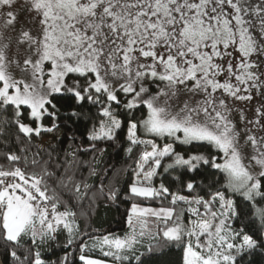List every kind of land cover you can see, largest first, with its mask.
Returning <instances> with one entry per match:
<instances>
[{
    "label": "snow or ice",
    "instance_id": "6c2138e0",
    "mask_svg": "<svg viewBox=\"0 0 264 264\" xmlns=\"http://www.w3.org/2000/svg\"><path fill=\"white\" fill-rule=\"evenodd\" d=\"M9 109L11 120L0 125H15L29 140L59 128L57 120H87L88 150L119 144L125 129L126 154L140 152L126 193L115 173L97 187L113 205L132 201L130 231L85 233L75 253L77 213L57 210L45 179L54 173L0 166L5 264H149L171 248L181 250V264H246L264 255V0H0V112ZM24 109L36 127L22 121ZM205 146L207 154L198 150ZM5 155L17 165L22 159ZM70 168L58 183L88 197L91 186L76 183ZM209 169L219 179L206 185L197 177ZM165 174L178 191L165 186ZM137 198L168 199L172 207L142 206ZM61 231L64 254L43 256L40 246ZM22 237L32 246L18 253Z\"/></svg>",
    "mask_w": 264,
    "mask_h": 264
},
{
    "label": "trees",
    "instance_id": "16d2710c",
    "mask_svg": "<svg viewBox=\"0 0 264 264\" xmlns=\"http://www.w3.org/2000/svg\"><path fill=\"white\" fill-rule=\"evenodd\" d=\"M63 110V109H62ZM24 116L21 118L24 123H32L33 121L28 116V110L24 109ZM144 109L137 111V117H142L145 114ZM12 112L9 109L6 113L0 112V120H11ZM56 123L60 125L59 128L54 129L51 132L42 131L39 136L33 135L31 139L24 137L19 133L15 125H0V129H3L4 134L0 135V166L4 169H11L14 166L21 167L26 173L43 174V171L47 169L48 172L54 173L53 176H46L45 179L48 184L49 195L55 192L56 197L59 200L58 211H63L65 206L71 211L77 213L76 223L79 225V232L76 234V243L72 246V251L75 253L76 244L80 242L81 235L87 233L90 236L100 235H117L124 236L130 230L126 223L125 213L130 207L132 201H117V205L109 203L106 198L97 192V187L102 180L111 179L113 173L117 180L116 186L122 193L127 192V187L131 183L132 169L135 167L136 159L139 155L140 148L134 149L131 156H128L125 152L127 147V141L125 139L126 130L122 129L120 134V143L122 148L116 151L109 144H101L105 149L103 152L88 150L89 142L86 139L90 124L87 120L79 121L75 124L68 122L66 125L63 120H57ZM36 124V122H34ZM45 127H52L53 121L45 118L43 121ZM75 134V140L70 137ZM144 138L156 139L157 143H171L168 139H157L155 137L145 136L142 130L138 132ZM58 136L59 140L54 147L41 148L38 142L48 136ZM178 151L187 152L188 146L177 145ZM206 154L211 150L209 148L201 147L198 149ZM15 153L22 157L20 163L17 165L14 162L7 160L6 153ZM72 153H75L73 159ZM36 161L33 164V161ZM71 162L70 173L74 174L76 183H86L90 185L88 197L78 198V194L73 191L72 185L67 186L58 183L57 178L64 175V169ZM215 170H206L201 176L197 177L199 181H203L204 184L210 185L215 180L219 179V176L214 175ZM159 182V181H156ZM163 183L167 186L171 192L178 191V185L175 179L168 174L163 177ZM110 183H105V190L111 188ZM219 187V184H217ZM95 194V198L92 201L90 207V199ZM182 194L188 195L186 192ZM205 195L204 192L200 193ZM205 198L207 196L205 195ZM235 198V197H234ZM136 203L142 206L152 207L159 209L161 207H172L168 202V199H152L146 200L137 198ZM237 203L242 207L245 213L250 210L245 207L244 203L237 198ZM181 209L178 207L177 211ZM90 213V214H82ZM184 220L187 222L188 215L185 212ZM172 221H169L171 224ZM244 223H248L247 215L245 216ZM159 227H163L160 224ZM247 230V229H246ZM67 233L61 231L57 234L55 241H48L43 246H40V251L43 256L51 257L52 260H56L62 256L66 251L65 244L67 242ZM85 242L91 244L92 241L85 237ZM148 241L145 240V244ZM155 243V241H153ZM20 244L21 248L17 249L18 253H23L27 248L31 247V241L28 237H22ZM8 248V244L0 239V264H5L6 254L5 249ZM164 255L153 257L149 260V264H181L182 252L179 248L165 249ZM94 257L103 258L101 254L96 251L91 253ZM111 262V258H103ZM77 264L79 262L77 261ZM246 264H264V255H254Z\"/></svg>",
    "mask_w": 264,
    "mask_h": 264
},
{
    "label": "rangeland",
    "instance_id": "374dc122",
    "mask_svg": "<svg viewBox=\"0 0 264 264\" xmlns=\"http://www.w3.org/2000/svg\"><path fill=\"white\" fill-rule=\"evenodd\" d=\"M253 103H255V102H253ZM32 121H33V120H32ZM34 122H35V121H33V124H32V123H26V124H29V125H31V126H33V127H36V124H34ZM157 139H160V138H157ZM58 140H59V137L56 136V135H55V136H48V137H46V138L40 140V141L38 142V145H39V147H41V148L54 147L55 144L58 142ZM160 140H161V139H160ZM107 144L111 145L116 151H119V150L122 148V144H121L120 142H119V144H116L115 146H113L112 142H109V143H107ZM127 146H128V144H127ZM187 215H188V214H187ZM188 219H189V216H188ZM150 227H151L153 230H155L156 227H157V225L154 224V223H152V222L150 221ZM161 228H162V227H161Z\"/></svg>",
    "mask_w": 264,
    "mask_h": 264
}]
</instances>
